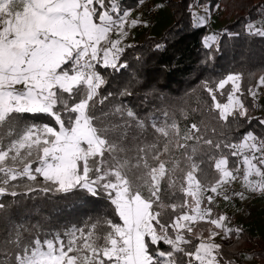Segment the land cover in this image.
Returning a JSON list of instances; mask_svg holds the SVG:
<instances>
[{
    "label": "snow or ice",
    "instance_id": "1",
    "mask_svg": "<svg viewBox=\"0 0 264 264\" xmlns=\"http://www.w3.org/2000/svg\"><path fill=\"white\" fill-rule=\"evenodd\" d=\"M130 16L118 0H0V264H232L215 239L241 230L212 205L230 199L238 180L264 194V136H229L249 112L243 76L203 82L215 125L182 127L170 108L141 117L113 103L109 97L131 93H102L100 69L127 67L128 28L141 23ZM217 42L213 35L205 45ZM249 76L255 101L264 69ZM30 193L103 194L111 211L26 239L29 229L10 213ZM201 222L207 235L194 228Z\"/></svg>",
    "mask_w": 264,
    "mask_h": 264
},
{
    "label": "trees",
    "instance_id": "2",
    "mask_svg": "<svg viewBox=\"0 0 264 264\" xmlns=\"http://www.w3.org/2000/svg\"><path fill=\"white\" fill-rule=\"evenodd\" d=\"M144 1L148 0H118V3L122 10L132 11ZM163 6L168 10L169 25L160 34L148 29L136 31L131 42L125 44L122 56L127 67L119 72L100 69L108 80L102 93H120L127 89L131 95L117 94L109 100L131 108L141 117L153 112L158 115L159 109L170 108L182 127L201 120L215 125L217 121L208 113L210 97L203 90V82L229 73H241L249 112L247 117L233 123L229 136L233 142L249 131L264 136V125L259 123L264 119V90L255 101L246 91L255 83L249 74L255 73L258 78L264 69V36L248 29L249 25L264 21V0H167ZM196 6H207L210 13L217 10L226 21L219 29L218 42L211 47L202 44L207 27L193 25L192 10ZM217 99L227 102L226 95L220 93H217ZM181 110L187 114V119ZM213 208L215 214L229 218L226 221L229 227L241 230L238 236L233 233L228 239H215L221 245L225 260H231L232 264H264V237L245 226L243 221L235 220L234 215H228L225 209ZM106 211H111V207L103 194L65 198L30 193L13 206L10 215L29 229L24 233L26 239L38 237L43 240L51 238L50 234L63 233L74 226L82 227L85 221ZM208 227L203 222L194 225V228L205 229V235ZM0 235H3V229H0Z\"/></svg>",
    "mask_w": 264,
    "mask_h": 264
},
{
    "label": "rangeland",
    "instance_id": "3",
    "mask_svg": "<svg viewBox=\"0 0 264 264\" xmlns=\"http://www.w3.org/2000/svg\"><path fill=\"white\" fill-rule=\"evenodd\" d=\"M164 1L167 0L144 1L134 11L132 10L133 12L130 11L131 19L139 18L141 21V23L135 26L137 32H143L144 29H148L155 34H160L169 25L170 18L168 10L163 6ZM201 19L204 20L202 24L198 22ZM192 22L193 25H204L207 27L202 44L208 47L205 45V40L213 35L218 38L220 33L219 29L226 21L219 16L217 10L210 13L207 6H196L192 10ZM253 29V31L256 29L264 30V21L256 22L253 25ZM131 40V37H127L124 44L131 42ZM209 43L211 44V41ZM263 90L264 88L259 89L257 98L261 97L260 94ZM238 192L244 193L243 199L238 195H232V193ZM208 194L211 195V193ZM228 194L231 197L230 199L224 200L223 197L218 196L212 206L218 209H225L228 215H234L235 220L238 222L243 221L245 226L248 225L253 232L264 237V194L249 192L242 186L239 180L231 184V187L228 189ZM222 238V235L216 237L217 240ZM245 259L247 261L250 260L247 256Z\"/></svg>",
    "mask_w": 264,
    "mask_h": 264
},
{
    "label": "crops",
    "instance_id": "4",
    "mask_svg": "<svg viewBox=\"0 0 264 264\" xmlns=\"http://www.w3.org/2000/svg\"><path fill=\"white\" fill-rule=\"evenodd\" d=\"M134 11V10H133ZM132 11V12H133ZM131 19V18H130ZM137 29L135 27L128 28V37H133L136 33Z\"/></svg>",
    "mask_w": 264,
    "mask_h": 264
}]
</instances>
